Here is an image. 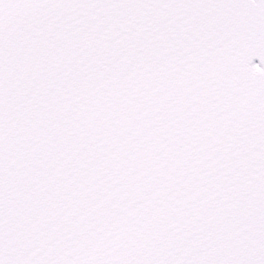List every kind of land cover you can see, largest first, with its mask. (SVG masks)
<instances>
[{
    "label": "snow or ice",
    "instance_id": "1",
    "mask_svg": "<svg viewBox=\"0 0 264 264\" xmlns=\"http://www.w3.org/2000/svg\"><path fill=\"white\" fill-rule=\"evenodd\" d=\"M0 264H264V0H0Z\"/></svg>",
    "mask_w": 264,
    "mask_h": 264
}]
</instances>
